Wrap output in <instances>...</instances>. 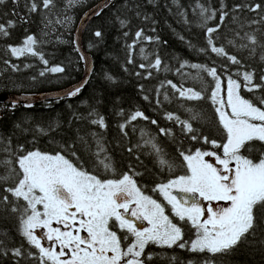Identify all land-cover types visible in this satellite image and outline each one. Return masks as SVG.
I'll return each mask as SVG.
<instances>
[{
  "label": "trees",
  "instance_id": "obj_1",
  "mask_svg": "<svg viewBox=\"0 0 264 264\" xmlns=\"http://www.w3.org/2000/svg\"><path fill=\"white\" fill-rule=\"evenodd\" d=\"M97 1L80 0L78 4L70 6L67 0H54V7L43 9L41 0H36L40 5L36 12L28 11L26 4L29 0H19V3L6 0L0 5V23L7 25L9 20L15 22L13 27L7 28V36L0 35V94L37 93L80 80L85 61L81 60V51H77L74 34L81 16ZM198 3L209 9L207 15L215 10V18L205 24ZM256 3L261 4L258 12H252L247 7L235 10L236 5ZM221 10L228 13L223 24H220ZM262 16L264 0H113L84 30V45L91 53L94 65L89 81L77 96L20 102L14 109L11 107L12 101H0V160L11 157L15 166L14 154H22L19 152L20 145L25 151L39 149L52 154L61 152L74 163L76 160L71 152H75L85 168L102 178H116L126 172L132 174L133 171L139 173L135 179L138 185L143 186L145 194L166 204L163 197L152 189L184 173L185 162L180 153L189 149L194 152L197 148L214 150L202 139L193 141L191 135L206 136L209 140L223 143V130L208 98L212 79L206 72L188 65L216 67L218 73L231 74L234 79L237 78V71H254V80L260 83V77L264 76V60L261 59L264 48L260 46L264 44V22H251L259 21ZM49 20L52 22L48 23ZM57 20L64 23H57ZM120 20H125L126 26H122ZM217 25L219 29L213 33L216 46H223L241 64H232L227 57L210 50L206 28ZM141 29L143 36L131 51L132 63H129L128 45L133 43L135 33ZM96 31H101L100 38L94 35ZM246 33L255 35L257 44H251ZM29 35L35 36L39 42L36 50L48 60L47 65L38 56L17 58L11 54L10 46H22ZM144 37L153 39L148 41ZM230 40L234 44H229ZM241 44L248 46L241 48ZM141 48L144 49L143 54ZM253 48L255 53L251 51ZM144 56L148 58L144 59ZM157 56L161 60L159 69L139 67L142 63L153 64ZM185 61L187 65L181 68ZM53 66H62L65 71H47ZM42 71L45 73L43 76L40 75ZM197 75L201 79H194ZM168 81L178 87L195 91L207 88V91L203 93V99L187 100L180 97ZM241 94L258 103V98H264V88L253 92H246L242 88ZM27 104L32 107H26ZM136 111L143 112L148 119L138 118L128 123L122 131L120 125L126 123ZM90 112L103 116L107 127L92 124L91 119L96 117L89 116ZM168 113L179 116L181 120H190L196 131L186 133L178 122L167 119ZM192 113H198L199 118L190 119ZM153 120L155 124L151 122ZM41 128L46 130V134L39 131ZM160 129L170 131L161 132ZM142 132L145 135L142 136ZM93 133L96 135L93 136ZM9 139L11 153L3 150L9 147ZM96 139H100L105 148L101 158L104 155L111 158L115 173H106L98 166L94 155ZM149 140L161 150L159 154L151 143H146ZM252 148L250 155L256 159L260 150H264V145L253 142ZM160 156L176 166L173 171L160 165ZM7 171V166L0 167V175H6ZM12 186V180L0 182V200L7 195L10 202L16 203L12 195L4 191L5 187ZM23 204L21 200L17 207ZM11 206V203L0 204V240L4 241L0 245V264H39L38 259L28 256L29 252L36 253L37 250L20 234L19 213H13ZM166 211L171 215L168 209ZM257 214L264 219V210ZM173 222L183 228L185 240L193 239L194 229L189 224L178 218ZM18 247L24 253L21 257L11 253V249ZM3 251H8V255H3ZM145 253L153 254L148 264H204V261H213L214 264H264V222L260 223L254 235H249L226 254L193 253L186 248H161L153 244L146 247Z\"/></svg>",
  "mask_w": 264,
  "mask_h": 264
},
{
  "label": "snow or ice",
  "instance_id": "obj_2",
  "mask_svg": "<svg viewBox=\"0 0 264 264\" xmlns=\"http://www.w3.org/2000/svg\"><path fill=\"white\" fill-rule=\"evenodd\" d=\"M41 2L43 9L54 7V0ZM67 2L74 6L80 0ZM4 3L6 0H0V5ZM13 3H19V0H13ZM26 7L29 12H36L40 5L36 0H29ZM104 7H107V0ZM197 7L205 24L215 18V10H211V15H207L208 8L199 3ZM241 7L258 12L261 4L236 5L235 10ZM221 8L223 9V5ZM102 11L103 8L97 9L94 15H100ZM181 15L184 16V13ZM227 15V12L221 10L220 24H223ZM262 22L264 16L251 23ZM57 23L64 21L57 20ZM120 23L126 26L127 22L120 20ZM14 24L11 20L7 25L0 23V35L7 36V28L13 27ZM218 29L219 25L206 28L210 50L227 57L232 64H241V61L235 55H229L223 46H216L213 33ZM94 35L100 38L102 33L96 31ZM142 36L143 30H138L135 40L128 45L129 63H132L131 51ZM245 36L251 44H257L255 35L246 33ZM144 39L151 41L153 38ZM38 43L35 36L29 35L24 39L22 46H10V52L17 58L25 55L38 56L47 65L48 60L36 50ZM228 43L234 44V41L230 40ZM247 46L240 45L241 48ZM260 46L264 48V44ZM251 51L255 53V48ZM140 52L143 54L144 49L141 48ZM147 58L144 56V59ZM261 59L264 60V55ZM81 60L87 61V57L82 53ZM160 65L161 60L157 56L153 64L142 63L139 67L159 69ZM185 65L186 61L181 64V68ZM188 66L206 72L212 79L208 98L223 130V143L215 139L209 140L206 136L191 135L193 141L202 139L203 143L210 144L214 150L197 148L194 152L189 149L180 153L185 162L184 173L168 179L167 182H161L152 189L163 197L166 204L145 194L143 186L138 185L135 179L139 173L133 171L132 174L126 172L116 178H102L85 168L75 152H71L76 160L74 163L61 152L52 154L39 149L25 151L23 145H20L19 152L22 154H14L15 166L11 157L0 160V167L7 166L8 169L6 175H0V182L13 181L14 186L5 187L4 191L10 193L16 202H10L6 195L0 200V204L11 203V211L19 213L20 234L37 250L36 253L29 252V257L38 259L40 264H146V261L153 259L152 253H145L149 244L216 255L231 252L242 240L255 234L260 223L264 222L257 214L264 210V150H260L256 159L250 154L253 151V142L264 145V98H258V103H254L241 94V89L253 92L264 88V76L260 77V83H256L254 71H237V78L234 79L231 74L218 73L216 67L201 64ZM47 71L63 73L65 69L62 66H53ZM44 74L43 71L40 73L41 76ZM148 75L150 76L151 72ZM194 79L201 78L197 75ZM86 83L87 80L68 90L66 96H77ZM167 83L180 97L187 100L203 99V93L207 91V88L195 91L192 88L178 87L172 81ZM144 98L147 99L146 96ZM18 103L19 100H13L11 107L14 109ZM25 106L32 107L31 104ZM189 112L192 110L189 109ZM89 116L96 117L91 119L92 124H98L101 128L107 127L103 116H98L95 112H90ZM138 118L148 119L143 112L136 111L129 116L126 123L120 125L121 130ZM197 118L199 114L192 113L190 119ZM167 119L178 122L186 133L196 131L190 120H181L172 113L167 114ZM151 122L156 123L155 120ZM39 131L46 134L45 129L41 128ZM95 135L93 133V136ZM141 135L145 134L142 132ZM80 139L87 144L83 137ZM95 143L97 150L94 155L98 166L106 173H115L111 158L107 155L101 158V153L105 152L102 141L96 139ZM146 143H151L158 154L161 152L151 140ZM8 145L9 147L3 150L11 153L10 139ZM159 163L161 166H167L170 172L176 167L163 156H160ZM21 200L24 204L17 207ZM166 208H170L171 215L167 213ZM176 218L194 229L193 239H184L183 228L173 222ZM145 222L147 226H144ZM54 224L57 226L54 227ZM38 229L45 231L38 235ZM3 243L4 241L0 240V245ZM11 253L16 257L24 255L19 247L11 249ZM2 254L8 255V251H3ZM204 264L214 262L204 261Z\"/></svg>",
  "mask_w": 264,
  "mask_h": 264
},
{
  "label": "water",
  "instance_id": "obj_3",
  "mask_svg": "<svg viewBox=\"0 0 264 264\" xmlns=\"http://www.w3.org/2000/svg\"><path fill=\"white\" fill-rule=\"evenodd\" d=\"M113 0H107V7L111 4ZM106 3V0H98L95 4H93L79 19L78 24L76 26L75 30V42L81 51V53L87 57V61H85V70L82 78L78 80L77 82H74L70 85L61 87V88H56V89H51V90H46L42 92H37V93H11V94H0V101H13V100H19L20 102H38L42 101L44 99L48 98H58L61 96L66 95V92L76 86H79L81 83H83L85 80L87 82L89 81L91 71L93 69V57L89 50L85 47L84 41H83V34L84 30L89 24V22L96 16L94 15V12L97 9L100 8H107L104 7ZM87 14V15H86ZM87 65V67H86ZM87 84V83H86ZM84 84V86L86 85Z\"/></svg>",
  "mask_w": 264,
  "mask_h": 264
},
{
  "label": "flooded vegetation",
  "instance_id": "obj_4",
  "mask_svg": "<svg viewBox=\"0 0 264 264\" xmlns=\"http://www.w3.org/2000/svg\"><path fill=\"white\" fill-rule=\"evenodd\" d=\"M53 226L55 227V226H57V225L54 224ZM144 226H147V225H146V222H145V225H144ZM43 231H45V230H44V229H41V230L39 231L38 235L42 234ZM121 235H123V234H121ZM46 246H47V245H46ZM145 250H146V249H145ZM57 251H59V248H57ZM39 264H40V262H39ZM146 264H148L147 261H146Z\"/></svg>",
  "mask_w": 264,
  "mask_h": 264
},
{
  "label": "rangeland",
  "instance_id": "obj_5",
  "mask_svg": "<svg viewBox=\"0 0 264 264\" xmlns=\"http://www.w3.org/2000/svg\"><path fill=\"white\" fill-rule=\"evenodd\" d=\"M69 21H70V20H69ZM205 203H206V202H205ZM167 209L170 211V208H166V210H167ZM40 230H41V229H38V230H37V234L39 233ZM193 238H194V234H193Z\"/></svg>",
  "mask_w": 264,
  "mask_h": 264
}]
</instances>
